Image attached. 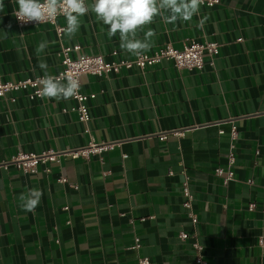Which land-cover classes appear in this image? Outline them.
I'll list each match as a JSON object with an SVG mask.
<instances>
[{"label":"crops","instance_id":"0c3cea01","mask_svg":"<svg viewBox=\"0 0 264 264\" xmlns=\"http://www.w3.org/2000/svg\"><path fill=\"white\" fill-rule=\"evenodd\" d=\"M4 5L0 77H42L41 59L57 74L54 26L21 28L14 21L16 0ZM57 23L66 27L63 16ZM149 28L155 36L144 53L190 42H216L219 52L213 59L205 55L202 70L165 60L143 70L82 76L81 91L96 94L89 133L70 111L71 98L31 100L24 92L13 94L14 103L0 99V264H139L145 258L149 264H195V239L208 264H264V0H220L201 6L191 21L166 23L157 16L139 37ZM42 40L48 47L38 56ZM62 43L79 45L75 56L135 58L91 11ZM93 144L110 148L72 158ZM232 151L234 178L225 184L215 169H228ZM32 156L39 160L35 172L17 168ZM183 170L195 225L183 206ZM33 187L43 196L25 212L19 196ZM180 232L190 237L183 241Z\"/></svg>","mask_w":264,"mask_h":264},{"label":"clouds","instance_id":"9594fccd","mask_svg":"<svg viewBox=\"0 0 264 264\" xmlns=\"http://www.w3.org/2000/svg\"><path fill=\"white\" fill-rule=\"evenodd\" d=\"M203 2L204 0H93L91 5H87L85 0H16L18 7L13 15L22 24L47 23L62 15L66 20L64 32L71 39L79 31L81 17L91 11L98 21L108 26L109 37L119 34L121 49L139 57L150 49V40L155 36V31L149 28L143 38L138 33L145 26L151 25L155 17L162 16L166 23L191 21L199 14ZM4 7V0H0V10ZM205 19L206 17L202 18L197 26L202 27ZM47 47L48 41L42 40L36 47L37 55ZM39 67L44 75L37 78L38 96L60 101L78 95L81 84L75 76L50 74L43 59L40 60ZM42 196V189L30 188L26 194L21 193L19 196V207L25 212H32L40 204Z\"/></svg>","mask_w":264,"mask_h":264},{"label":"built area","instance_id":"2783aa9c","mask_svg":"<svg viewBox=\"0 0 264 264\" xmlns=\"http://www.w3.org/2000/svg\"><path fill=\"white\" fill-rule=\"evenodd\" d=\"M220 0H204L201 6L213 7L217 5ZM62 16V15H61ZM51 22L41 23V24H51L54 26V30L56 32L57 38L60 43L59 53L61 55L60 65L61 69L55 76H61L62 74L75 76L81 84L82 76L92 75L97 77H103L108 74H118L122 70H132L139 69L143 70L152 66H155L165 60L172 61L177 68H183L187 70H202L205 66V55H208L209 58L213 59V57L219 52V45L216 42H190L183 46L182 49H176L172 47L170 44H165L159 47L153 54L143 53L141 56H135L132 60H114V61H106L103 55H92V54H79L74 55L80 51L81 47L79 45L69 46L62 43V38L64 35L65 26L57 23L59 17ZM15 24L21 28L28 26H37L38 23H28L22 24L20 23L16 17L14 16ZM113 56L117 55V52L112 53ZM37 78H26L18 81H4L0 77V99H6L10 103H14L16 98L13 96L14 93H26L27 96L31 99H41L40 96L37 95ZM96 98V94H85L79 90L78 95L71 98L75 104L70 108L71 112H74L78 120L84 124L85 132L89 133L90 129L88 127L89 122L91 121L90 114V105L89 103ZM222 133V131H221ZM232 140L237 139V131L235 128L231 130ZM167 137L165 135L160 136L161 140H165ZM110 148V146H95L93 144L91 147L84 150H77L72 152V158L76 159L79 157H89L90 154H101L103 151H106ZM39 163V160L34 156L31 158H27L21 160L17 164V168L21 169L24 172H35L36 167ZM235 164V154L234 152L229 153L228 157V169L218 167L215 169V174L219 177H223L224 183H230L234 178V170L233 166ZM170 175L173 174L172 171L169 172ZM184 176V180L182 183V192L185 198L183 206L190 210L189 219L192 224L198 223L197 216L192 212V202L193 196L189 189L190 178L185 172L182 171ZM59 182L66 183L67 179L61 177ZM252 181H250L251 183ZM73 188H77V186H73ZM254 205H249V210H253ZM144 220V218L142 219ZM190 236L186 232H180L179 238L181 240H186ZM195 239L196 236H193ZM135 248L140 246L139 240H135ZM259 244L264 247V237L260 238ZM192 248L194 250V261L195 264H208L207 258L204 254V248L198 241L195 239L192 242ZM139 264H149L147 258L141 259Z\"/></svg>","mask_w":264,"mask_h":264}]
</instances>
